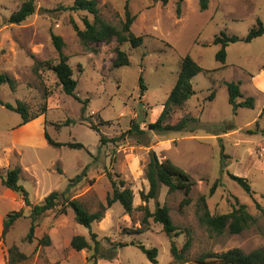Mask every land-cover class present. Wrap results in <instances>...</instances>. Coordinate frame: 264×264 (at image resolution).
I'll return each instance as SVG.
<instances>
[{"label": "rangeland", "instance_id": "1", "mask_svg": "<svg viewBox=\"0 0 264 264\" xmlns=\"http://www.w3.org/2000/svg\"><path fill=\"white\" fill-rule=\"evenodd\" d=\"M26 0H0V75L12 78L15 89L0 86L2 103H25L30 113H45L23 126L20 116L0 105V174L19 166L18 183L28 193L32 205L39 204L52 191L64 192L68 181L85 168V177L65 194L79 200L89 212L98 209L111 192L109 176L121 179L133 193V210L125 214L119 203L104 213L103 219L87 229L74 221L70 209L59 214L58 206L37 217L33 238L27 240L30 207L21 197L2 186L0 181V225L6 214L22 211L0 240V264L6 263V250L12 245L26 255L17 264H197L204 253H221L238 248L244 253L255 249L264 252V34L249 43L238 41L226 47L224 65L215 60L220 46L213 44L222 31L240 38L260 20L264 26V0H208L200 11L199 0H183L181 15L176 16L175 1L167 4L152 0H96L100 15L110 24L120 25L127 3L135 19L130 27L143 43L132 48L96 43L95 52L85 49L73 31L70 20L83 29L82 18L92 21L83 11L58 10L73 0H34L35 11L19 24H9L8 17ZM61 37L62 52L69 57L75 95L82 104L66 96L52 71L44 66L34 70L36 62L56 64L58 54L51 34ZM115 48L124 51L128 66L114 68ZM189 55L203 72L191 80L194 95L181 107L172 110L168 119L175 124L182 118H195L187 130L157 133L147 130L163 109L175 84L181 59ZM145 89L141 92L138 79ZM239 82L243 101L254 99V107L233 112L228 104L225 82ZM136 122L145 134H125ZM94 125L96 130L91 129ZM58 142H78L83 149L48 146L43 132ZM124 136L116 142L99 143ZM223 148V151H222ZM159 161L169 159L195 182L188 198L180 206L182 192L168 193L163 185L155 199L145 204L150 212L165 205L177 228L172 237L151 218L144 227L139 193L148 190L145 168L149 152ZM227 173L248 180L253 195L248 196ZM115 175H118L116 177ZM218 180L213 195L209 189ZM204 196L211 215L229 213L234 199L245 205L255 223L239 234L209 232L197 219L199 197ZM143 229L140 234H129ZM1 230V226H0ZM90 233L98 241L96 251ZM48 235L50 245L38 244ZM83 236L91 245L79 252L70 247L73 236ZM189 239L183 260H174L170 244L178 251ZM155 248L156 263H151L136 247ZM4 257V261L2 258Z\"/></svg>", "mask_w": 264, "mask_h": 264}, {"label": "trees", "instance_id": "2", "mask_svg": "<svg viewBox=\"0 0 264 264\" xmlns=\"http://www.w3.org/2000/svg\"><path fill=\"white\" fill-rule=\"evenodd\" d=\"M152 1L160 2L162 5H165L169 0ZM182 2L183 0L175 1V11L177 17L181 15ZM207 6L208 0H199L200 11L206 10ZM58 10L69 12L83 11L92 16V21H89L85 17L82 18L83 29H79L73 20H70L73 31L75 32V35L82 47L92 52H95V49L92 47V45L96 43L107 44L111 41H115L118 45L128 43L132 48H137L143 43L142 36H136L131 32L130 27L135 19V16L130 14L127 3L124 5V19L118 26L108 23L100 15L96 0H73L69 6H58ZM34 11V0H26L22 2L19 8L8 17L7 22L9 24H19L27 17L32 15ZM263 34L264 26L260 20L256 21V25L250 28L246 36L243 38H240L236 35H228L221 31L219 35L215 36L213 40V44L220 46L219 50L215 54V60L224 65L226 59V47L228 44L236 43L238 41L249 43L253 39L258 38ZM51 41L58 54L57 63L51 64L50 62H36L34 65V70L37 71L39 67H48L55 75L63 93L66 96H70L80 102L82 104V111H84L86 103L81 101L75 95L77 81L72 76L73 71L68 64L69 57L62 52L64 43L60 36L53 33L51 34ZM114 52L115 57L112 61V66L114 68L129 65V59L124 51L120 50L119 48H115ZM203 71L204 69L201 68L189 55H185L181 59L175 84L171 88L158 118L155 120V122L148 123V131L167 133L187 130L189 122H194L196 120L195 118H182L175 124H170L168 119L170 118L173 109L183 106L194 95L195 92L193 90L191 80L194 76ZM1 85H7L11 90H14L16 83L9 76L2 74L0 75V86ZM138 85L141 92L144 91L145 87L142 84L141 77L138 79ZM225 87L228 95V104L231 106L233 112H236L238 108L252 109L254 107V99L252 97H247L243 101H237L238 99L242 98L239 82H225ZM0 105H3L7 110L15 112L20 116L21 119L18 126L27 124L46 111L45 107H42L39 112L30 113L27 105L21 101H17L15 105H11L8 103H2L0 100ZM263 113L264 108L261 110L259 117H261ZM91 129L97 131L94 125H91ZM124 133L128 135H138L145 134V131L139 129L138 124L133 122L130 124L129 129ZM43 136L47 145L53 148L67 147L74 150H80L84 148L83 145L78 142L62 143L55 141L49 136L46 130H44ZM123 136L124 135L121 134L118 137L107 139L104 135L100 134L99 143L105 144L109 141L116 142ZM20 174V167L15 166L12 169L6 170L4 175L0 174V181L2 186H4L6 189L18 194L25 206L30 207V227L27 234L28 242H31L33 238L37 217L56 208L58 206L60 197H63V201L59 205L58 213L66 214L67 210L70 209L73 213L74 221L87 229H90L93 223L101 221L105 211L115 203H119L121 205L125 214L129 215L133 210V193L130 188L125 186V182L121 179H113L109 176L111 192L107 194L104 203L98 204V209L96 211L89 212L79 200L65 196V194L74 184L80 182V180L85 177V168L80 174L68 181L64 192L58 193L56 191H52L43 199L41 203L36 205H32L30 203L28 193L18 183ZM115 176L118 177V175ZM227 176L231 181L235 182L248 196L251 197L253 195L251 185L247 179L235 176L231 173H227ZM145 178L148 183V190L146 193L143 191L139 193V198L142 204L139 205L138 208L143 212L141 224L144 227V225L147 224V220L151 218L154 223L160 224L165 235L171 238L173 234H177V228L172 223L168 208L165 205L157 206L154 211L150 212L145 204L148 202V200L155 199L157 197L159 187L163 185L167 188L168 193L177 191L182 192L184 198L181 200L180 206H186L191 202L188 198V195L192 187L195 185V182L185 171L176 166L169 159L159 161L153 151L149 152V160L145 168ZM217 186L218 180H215L209 189L208 194L210 196L214 194ZM234 200V206L229 213L211 215L208 211L205 197H199V205L196 214L198 222L205 226L209 232L214 234H222L225 231H227L229 234H239L242 231L248 229L255 223V218L247 212L245 205L240 204L237 199ZM22 216V211H14L5 215L1 222L0 230V240L2 243H4L5 236L13 227L14 223ZM142 232L143 229H135L129 234H140ZM95 237V234L90 233V238L94 244V250L96 251V245L98 244V241L95 240ZM50 242L49 236L44 235L39 240L38 244L48 246L50 245ZM189 245L190 242L188 239L182 247V250L178 251L174 242H171L170 253L174 260L182 261L183 252L188 249ZM70 247L74 251L79 252L90 249L91 245L83 236L75 235L70 240ZM136 247L151 263H156L157 251L155 248L148 249L141 244H137ZM25 259L26 255L19 252L17 247L14 245L6 250L5 264H17ZM196 263L264 264V252L260 249H255L249 253H244L238 248H232L221 253H204L196 258Z\"/></svg>", "mask_w": 264, "mask_h": 264}, {"label": "crops", "instance_id": "3", "mask_svg": "<svg viewBox=\"0 0 264 264\" xmlns=\"http://www.w3.org/2000/svg\"><path fill=\"white\" fill-rule=\"evenodd\" d=\"M3 220V219H2ZM2 222V221H1ZM1 226V225H0ZM2 260L4 261V257L2 258Z\"/></svg>", "mask_w": 264, "mask_h": 264}]
</instances>
